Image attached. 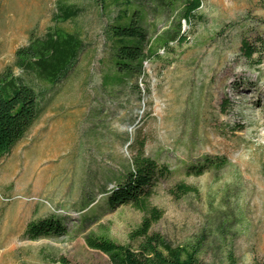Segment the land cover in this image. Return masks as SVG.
I'll return each mask as SVG.
<instances>
[{"label": "rangeland", "instance_id": "374dc122", "mask_svg": "<svg viewBox=\"0 0 264 264\" xmlns=\"http://www.w3.org/2000/svg\"><path fill=\"white\" fill-rule=\"evenodd\" d=\"M78 14L55 23L58 9ZM202 20L186 42L146 62L140 96L111 97L100 84L107 57V13L92 0H0V73L12 70L39 97L42 115L28 136L0 159V264H111L87 247L88 234L135 245L129 234L142 214L130 206L104 207L131 158L135 133L144 153L168 166L152 205L163 217L152 231L172 246L201 245V259L264 264V60L251 67L239 54L242 37L264 34L258 0H203ZM158 23V27H161ZM62 30L78 35L84 50L55 85L21 70L16 51L31 36ZM224 162L200 176L186 166L204 158ZM181 183L195 193L176 198ZM228 214L225 227L217 216ZM94 219L82 222L84 216ZM62 220L69 235L26 240L30 221Z\"/></svg>", "mask_w": 264, "mask_h": 264}, {"label": "trees", "instance_id": "16d2710c", "mask_svg": "<svg viewBox=\"0 0 264 264\" xmlns=\"http://www.w3.org/2000/svg\"><path fill=\"white\" fill-rule=\"evenodd\" d=\"M101 12L107 13L104 43L107 57L100 84L107 93L118 98L125 93L141 94L140 81L146 76L145 63L159 58V52H168L174 45L186 42L184 25L189 29L198 24L203 0H92ZM264 8V0H258ZM78 14L77 10L63 7L57 10L53 21L65 23ZM161 27H158V23ZM264 27V20L262 21ZM84 50L82 39L62 30L48 31L43 37L31 39L27 46L16 51L17 65L31 71L49 85L64 79ZM240 56L251 67L262 65L264 60V34L253 40L242 37ZM42 115L36 90L9 68L0 73V159L24 140ZM146 140L135 133L130 145L131 158L112 188L104 192L103 205L108 209L130 206L142 214L139 225L129 234L135 245L118 244L105 235L93 233L84 237L88 248L105 254L111 264H209L201 259V245L174 247L152 227L163 217V211L152 205L150 199L155 186L169 174L168 166L145 155ZM223 160L204 158L197 165L186 166L190 175L200 176L206 169L218 168ZM185 183L178 184L172 195L195 193ZM95 215L84 216L82 222ZM217 223L225 227L228 214H218ZM69 235L61 219L55 216L30 221L23 233L26 240L60 238ZM58 264H68L59 258ZM227 264H238L231 252ZM213 264V263H212Z\"/></svg>", "mask_w": 264, "mask_h": 264}]
</instances>
